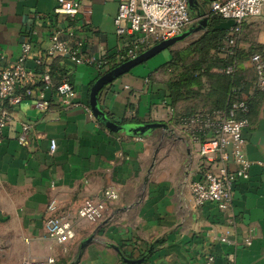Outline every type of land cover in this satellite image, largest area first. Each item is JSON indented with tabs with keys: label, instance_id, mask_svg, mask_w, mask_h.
I'll use <instances>...</instances> for the list:
<instances>
[{
	"label": "crops",
	"instance_id": "crops-1",
	"mask_svg": "<svg viewBox=\"0 0 264 264\" xmlns=\"http://www.w3.org/2000/svg\"><path fill=\"white\" fill-rule=\"evenodd\" d=\"M75 1L81 12L70 17L52 15L57 0H0V71L18 58L21 43L28 40L43 65L66 75L62 81L77 90L76 104L68 110L56 102L46 113L31 102L12 110V124L0 144V264H46L48 259L52 264H131L122 257L142 259L134 264H203L207 254L214 264H264V92L255 89L249 60L239 65V79L246 81L242 99L254 103L243 131L249 178L235 185L230 209L196 207L186 183L199 165L197 147L187 135L174 142L158 138L159 132L162 138L173 133L171 126H179L175 113L185 108L170 104L169 61L155 67L148 60L99 92V109L112 124L107 127L93 115L89 93L109 71L99 64L122 48L114 28L119 0ZM212 1L197 0L206 12ZM55 32L69 47L81 43L94 64L45 59ZM239 39L245 52L264 46V15L246 21ZM175 45L170 52L179 50ZM22 122L32 126L25 146L17 142ZM141 126L154 127L133 135ZM51 139L57 145L53 154ZM107 188L115 189L118 199L107 204L104 221L80 220L81 204L102 200ZM52 217L74 226L72 241L58 245L47 237L45 221ZM226 232L230 242H219Z\"/></svg>",
	"mask_w": 264,
	"mask_h": 264
},
{
	"label": "built area",
	"instance_id": "built-area-1",
	"mask_svg": "<svg viewBox=\"0 0 264 264\" xmlns=\"http://www.w3.org/2000/svg\"><path fill=\"white\" fill-rule=\"evenodd\" d=\"M80 12L81 6L77 1L57 0L52 15L75 17ZM263 15L264 0H215L209 5L207 17L216 16L231 23L226 44L227 48H233L242 25ZM196 21L188 9V0H119L114 28L123 41L117 53V63L122 64L144 50L179 35ZM82 50L81 43L69 47L59 40V32H55L50 37L44 57H66L74 65L94 64L95 61ZM249 63L256 76V87L264 92V55L254 53ZM43 64L44 59L34 53L31 42L24 40L18 58L0 71V144L4 141L5 129L12 124V110L23 102H31L33 108L41 113H46L55 102L63 110L76 104L75 87L66 80L55 85L50 68ZM234 71V65H229L223 73L231 75ZM247 112L246 101L242 99L225 109L179 117L178 124L197 147L199 157V165L186 183L196 207L213 204L222 212L230 209L235 185L241 180H248L251 163L245 157L246 140L243 136L248 126ZM31 128L29 123H20L18 144L25 146L29 143ZM56 148V141L51 139L49 153L53 154ZM102 197V200H85L77 211L78 218L92 224L104 221L107 204L116 201L118 194L115 189L107 188ZM55 209L54 203H51L49 210ZM45 231L47 237L58 245L75 238L74 226L62 217L47 219ZM218 240L221 243L230 242L229 233L226 232ZM244 244L249 245L250 240L246 239ZM53 262V259H48L46 264ZM203 264H214V257L207 254Z\"/></svg>",
	"mask_w": 264,
	"mask_h": 264
},
{
	"label": "trees",
	"instance_id": "trees-1",
	"mask_svg": "<svg viewBox=\"0 0 264 264\" xmlns=\"http://www.w3.org/2000/svg\"><path fill=\"white\" fill-rule=\"evenodd\" d=\"M223 21L225 20L221 19L220 17L210 16L208 18V28L206 29V32L202 34V37L200 39L191 42L182 51L178 50L171 52V59L166 64V69L168 70V79L166 81L168 98L170 100V104L172 108L178 106L181 103L184 104L183 107H185L183 108L184 109L183 111L175 113L173 119L175 124H178L179 117L191 116L199 112H209L218 109H225L233 105L234 103L241 101L243 97V92L246 88V81L239 79L240 77L239 74L241 70L239 65L240 63L249 60L250 56L253 55L254 53H261L264 55V46H257L255 48H251L246 52L241 50L239 48L240 39H238L235 47L227 48L226 42H227V36L231 23L227 27H221L220 25ZM243 29H244V24L242 25L241 28V34ZM211 50L220 53L222 57L221 63L223 65V70L229 65H234L235 71L231 75H227L223 73V75L220 78L219 86L217 87L213 86L212 88L213 90L212 93H214L213 98H215L216 101L219 102L218 104H215L210 108H204L198 111L190 110L194 108V105L192 106L190 101H186L188 96L182 95L183 87L189 85L188 82L189 77L185 76L186 78L184 79H180L179 77H178L179 79L177 78L174 79V75L172 72L173 67L177 65L178 62L182 60L184 56L188 57L189 55L193 54V52L195 51H203L204 53H208ZM104 62H105L104 65L109 66V70H112L120 65L117 63V54L111 57H106ZM198 63L201 62L199 61ZM198 63H196L195 65H197ZM49 68H50V75L54 84L57 85L61 83L63 78L62 76L65 77L66 75H58L59 72L54 71V69L51 67ZM252 72L254 75V83H256L255 73L253 70ZM68 83L70 82L68 81ZM184 83H188V84L182 86V84ZM255 89L257 92H259V89L256 87V85H255ZM246 105L248 108V112L245 115V117L249 119L253 111L254 103L251 100H247Z\"/></svg>",
	"mask_w": 264,
	"mask_h": 264
},
{
	"label": "rangeland",
	"instance_id": "rangeland-1",
	"mask_svg": "<svg viewBox=\"0 0 264 264\" xmlns=\"http://www.w3.org/2000/svg\"><path fill=\"white\" fill-rule=\"evenodd\" d=\"M189 11L190 13H193L191 12L192 10ZM206 13L208 14V12ZM204 32H206V30L193 34L187 37L185 40L178 42L174 49H179V51H182L191 42L200 39ZM170 59L171 52L169 49H166L155 57L151 58L149 63L150 66L154 65L156 67L159 64H164L170 61ZM221 60L222 57L218 52L212 50L208 53H204L203 51H195L188 57L184 56L182 60H180L178 64L173 67L172 72L174 79H184L186 78L185 76L189 77V85L185 86L188 83L182 84V86H185L183 87L182 95L188 96L186 101H190L191 105H194V108L190 110L198 111L204 108H210L213 105L219 103L215 98H213L214 93H212V88L213 86H219L220 78L223 75V65ZM199 61L201 63H198ZM196 63L198 64L195 65ZM139 67L141 68L142 65H139L136 68ZM179 105L183 106L184 104L181 103ZM171 128L173 129V133L166 132L164 138H162L164 134L162 135V133L159 132V141L162 140L163 142H174L176 139H179V137H186L187 134L181 129L180 126H171Z\"/></svg>",
	"mask_w": 264,
	"mask_h": 264
},
{
	"label": "water",
	"instance_id": "water-1",
	"mask_svg": "<svg viewBox=\"0 0 264 264\" xmlns=\"http://www.w3.org/2000/svg\"><path fill=\"white\" fill-rule=\"evenodd\" d=\"M188 9L192 10L191 12H193V13H191V15H192L193 19H197L196 23L192 24L188 29H186L185 31H183L179 35H177V36H175L169 40L162 41V42L152 46L151 48L147 49L146 51L142 52L141 54L137 55L135 58L130 59V60L120 64L119 66L115 67L112 70H109L108 72H106L105 74L100 76L93 83V85L90 88V93H89V105L91 107L93 115L96 118H98L100 121H102L104 124H106L107 127L112 128V124L105 117H103V113L99 109L98 101H97V97H98L99 92L106 85L113 82L114 80H116L117 78L122 76L123 74L129 72L132 68H134V67H136L142 63H145L146 61L155 57L156 55H158L162 51L169 49L170 47H172L176 43L181 42V41L185 40L187 37H189L193 34H196L198 32L204 31L208 28L207 13L200 9V6H199L197 0H188ZM159 126H157V127H159ZM153 127L154 126H141V127L134 128L131 132L133 133V135H137V134L145 135L148 132V130H150ZM160 127L165 131H170L166 125H162ZM92 240H93V237L91 236V237H88V238L84 239L83 241H81L80 249H83L84 247H86L89 243H91ZM122 259L125 262L131 263V264L142 261V259L138 260V261L128 260V259H125L124 257H122Z\"/></svg>",
	"mask_w": 264,
	"mask_h": 264
}]
</instances>
